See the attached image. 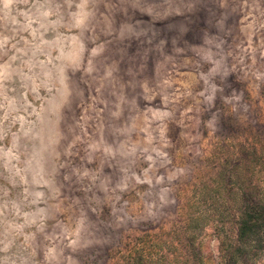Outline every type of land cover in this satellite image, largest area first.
I'll list each match as a JSON object with an SVG mask.
<instances>
[{
    "label": "rangeland",
    "instance_id": "374dc122",
    "mask_svg": "<svg viewBox=\"0 0 264 264\" xmlns=\"http://www.w3.org/2000/svg\"><path fill=\"white\" fill-rule=\"evenodd\" d=\"M259 207L264 0H0V264H264Z\"/></svg>",
    "mask_w": 264,
    "mask_h": 264
},
{
    "label": "trees",
    "instance_id": "16d2710c",
    "mask_svg": "<svg viewBox=\"0 0 264 264\" xmlns=\"http://www.w3.org/2000/svg\"><path fill=\"white\" fill-rule=\"evenodd\" d=\"M263 213L264 212H262L261 207H259V209H255L254 211L244 212L240 223L241 235L247 234V232H250L257 225L263 223Z\"/></svg>",
    "mask_w": 264,
    "mask_h": 264
}]
</instances>
